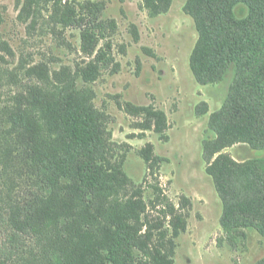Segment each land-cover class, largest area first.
I'll list each match as a JSON object with an SVG mask.
<instances>
[{
    "label": "trees",
    "instance_id": "obj_1",
    "mask_svg": "<svg viewBox=\"0 0 264 264\" xmlns=\"http://www.w3.org/2000/svg\"><path fill=\"white\" fill-rule=\"evenodd\" d=\"M40 1L24 4L19 20L27 22ZM145 1L155 14L171 5ZM240 6L248 11L243 18ZM185 12L200 34L191 58L198 79L208 84L235 73L217 141L206 150L228 213L226 232L255 229L264 237V158L242 164L221 154L238 143L264 151V0H188ZM57 14V25L73 23L71 8ZM90 48L81 46L90 60L75 68L0 69V83L19 84L23 76L25 84L13 102L0 105V264H177L176 239L187 216L160 186L147 200L117 162L94 103L100 67ZM7 57L15 54L0 35V62ZM22 180L29 194L16 196ZM189 203L183 199L179 209Z\"/></svg>",
    "mask_w": 264,
    "mask_h": 264
},
{
    "label": "rangeland",
    "instance_id": "obj_2",
    "mask_svg": "<svg viewBox=\"0 0 264 264\" xmlns=\"http://www.w3.org/2000/svg\"><path fill=\"white\" fill-rule=\"evenodd\" d=\"M28 1L0 0V35L15 54L0 62V69L40 63L52 71L75 68L90 60L81 46L92 45L90 53L100 67L94 103L117 162L135 187H144L147 200L154 197L152 186H160L187 216V230L176 239L175 262L263 263L264 237L258 231L240 229L228 236V213L218 182L208 173L206 150L217 141V120L236 80L234 70L208 84L194 74L191 58L200 34L185 12L188 0H170L169 9L159 14L145 0H61L60 10L56 0H42L22 22L19 15ZM68 8L73 23L64 28L55 19ZM247 13L243 6L237 9L239 17ZM21 80L1 81L0 105L13 102L24 89ZM221 154L242 164L264 158V151L247 143ZM28 189L22 180L16 196H27ZM183 199L190 203L179 209ZM150 213L158 218L157 211Z\"/></svg>",
    "mask_w": 264,
    "mask_h": 264
}]
</instances>
